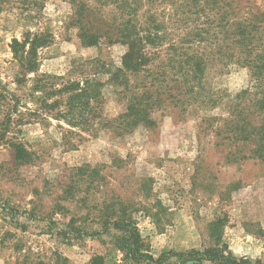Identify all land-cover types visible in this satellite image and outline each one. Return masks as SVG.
Returning a JSON list of instances; mask_svg holds the SVG:
<instances>
[{"label": "rangeland", "instance_id": "rangeland-1", "mask_svg": "<svg viewBox=\"0 0 264 264\" xmlns=\"http://www.w3.org/2000/svg\"><path fill=\"white\" fill-rule=\"evenodd\" d=\"M172 6L150 9L147 73L116 79L129 47L84 46L69 0H0V264H264V0Z\"/></svg>", "mask_w": 264, "mask_h": 264}, {"label": "trees", "instance_id": "trees-1", "mask_svg": "<svg viewBox=\"0 0 264 264\" xmlns=\"http://www.w3.org/2000/svg\"><path fill=\"white\" fill-rule=\"evenodd\" d=\"M74 8V15L76 17L78 25L85 23V26L81 29L83 32L81 40L84 46H97L101 39H106L108 43L112 44L119 42L129 47L128 53L123 57L121 67H117L113 70V78L118 79L119 75H124V72L129 71L131 73H138L146 70L141 69L143 64L147 60L146 48L147 44L155 47L161 45L162 37L159 34L154 33L160 28L156 23L154 15L150 14V9L154 6L158 0H69ZM171 2L172 7L177 2H180L188 13L200 16L207 12L210 8L218 9L217 12L221 13L224 8H229L233 11V15H236L235 11L240 13L244 8L242 2H251V0H168ZM146 5L147 12L144 16L145 20L141 23L138 19V11L140 8ZM141 6V7H140ZM106 9H111V13H107ZM150 14V15H148ZM112 16V18H111ZM111 18V19H110ZM225 16H221L220 23H223ZM235 20V18H233ZM228 24V22H227ZM233 24V23H232ZM82 26H80L81 28ZM239 34V33H238ZM43 38L35 36L32 42H23L22 44L16 42V46L21 49L26 48L27 44H30V51L26 56L19 57L20 64L27 70H33L34 62L32 61V55L40 42H43ZM190 71L195 68V64L189 67ZM198 69V67H197ZM147 86V85H146ZM145 86V88H146ZM147 94V90L144 94ZM152 105H142L133 103L128 107V116L133 120L131 124L137 126L139 124L144 126H151L152 121L149 119L146 108ZM26 151L21 145H16L13 152V160L22 163L26 159ZM221 223V220L215 224L216 226ZM119 229L123 227L119 223H113ZM128 227L130 225H127ZM126 229H128L126 227ZM138 236V235H137ZM136 235L130 233L129 236L123 237L120 240V246L125 249H130L132 254L138 253V243ZM134 239V241H133ZM119 244V243H118ZM131 246V247H130ZM135 248V249H134ZM190 260L193 257L199 256V262L206 260L212 264H237L236 261L230 259L218 250L214 251H190L183 254ZM154 262V261H153ZM155 264V263H154ZM261 264V263H259Z\"/></svg>", "mask_w": 264, "mask_h": 264}]
</instances>
